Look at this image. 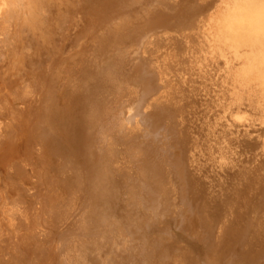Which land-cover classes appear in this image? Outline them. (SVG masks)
<instances>
[{"label": "bare ground", "instance_id": "1", "mask_svg": "<svg viewBox=\"0 0 264 264\" xmlns=\"http://www.w3.org/2000/svg\"><path fill=\"white\" fill-rule=\"evenodd\" d=\"M0 34L41 74L3 107L0 171L41 168L0 180V264H264V0H0Z\"/></svg>", "mask_w": 264, "mask_h": 264}, {"label": "rangeland", "instance_id": "2", "mask_svg": "<svg viewBox=\"0 0 264 264\" xmlns=\"http://www.w3.org/2000/svg\"><path fill=\"white\" fill-rule=\"evenodd\" d=\"M10 8L7 10V13H10ZM13 23V22H12ZM10 27L12 28L13 26L9 23L8 26L6 24V28L7 30L10 29ZM3 38V34H0V40ZM8 48V46H7ZM7 51L5 50V48L3 47L2 49H0V54H6ZM20 56H22V54L20 53ZM12 61H14L12 58L7 60V61H1L0 60V71L4 72V74L0 73V86H2V88H0V95L3 94V96H5V99H0V132H2L3 130L6 129V124L10 122H15L17 124V121L15 118H12V116L10 117V111L4 109L3 107L5 105H8V109L10 110V107H12L15 102L12 101L11 97L13 92H15L16 90L18 91L23 90L26 88L27 89H32L33 85L35 84L36 81L33 79L35 76H37L38 74H35L34 71H32V66L31 65H26L25 62H21L19 63V67L18 69H14L12 67ZM9 74V75H7ZM41 75V74H39ZM11 80L10 83H8V80ZM4 79V80H3ZM6 79V81H5ZM29 99L31 97H28ZM8 100V101H7ZM7 101V102H6ZM11 102V103H9ZM8 103V104H7ZM12 104V106H11ZM17 104V103H16ZM25 104V103H22ZM22 104H18L16 105L17 107L22 106ZM27 104V103H26ZM26 106V105H25ZM13 109V108H12ZM11 109V110H12ZM257 135L258 132L256 131H251V133L249 134L248 138H250L249 140H256L257 139ZM37 147L38 146H34L33 144L29 145L28 149H27V155L23 154L20 158H21V168L24 170V174L27 175V179L28 180H23L21 179H16L13 178L12 179L3 171H0V180H4V179H11V182L13 184H17L16 186L22 187V188H26V186L32 182H34L37 179V175L40 172V168H41V161L40 156H38L37 154ZM240 150H242V147H240ZM218 165V164H217ZM216 169H219V167H216ZM26 190V189H25ZM28 192H32L31 190ZM3 259H8L10 257V252L9 253H1Z\"/></svg>", "mask_w": 264, "mask_h": 264}]
</instances>
